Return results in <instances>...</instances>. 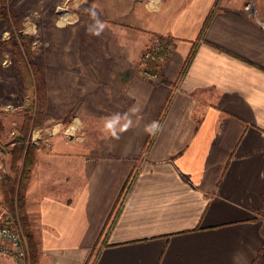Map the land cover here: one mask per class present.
Returning a JSON list of instances; mask_svg holds the SVG:
<instances>
[{"label": "crops", "instance_id": "1", "mask_svg": "<svg viewBox=\"0 0 264 264\" xmlns=\"http://www.w3.org/2000/svg\"><path fill=\"white\" fill-rule=\"evenodd\" d=\"M87 6L97 21L61 24L67 116L33 136L37 264H264V0ZM158 37L174 49L152 82L141 56Z\"/></svg>", "mask_w": 264, "mask_h": 264}, {"label": "rangeland", "instance_id": "2", "mask_svg": "<svg viewBox=\"0 0 264 264\" xmlns=\"http://www.w3.org/2000/svg\"><path fill=\"white\" fill-rule=\"evenodd\" d=\"M89 1L0 0V42H7L0 49V202L9 209L10 215V207L4 203L1 183L5 176L12 174L14 142L27 124L30 128L28 142L34 144L36 131L54 127L51 123L64 113L60 108L61 24L67 20L97 21L98 16L87 6ZM254 3L249 4L253 13ZM19 35L29 38L30 58L21 55L14 45L13 40ZM48 84L50 92L47 93ZM40 106L44 107L42 114L36 110ZM64 111L66 115L67 110ZM75 113L76 110H70L65 120ZM47 119L52 121L46 124ZM11 219L27 243L24 228L14 221L12 215Z\"/></svg>", "mask_w": 264, "mask_h": 264}, {"label": "trees", "instance_id": "3", "mask_svg": "<svg viewBox=\"0 0 264 264\" xmlns=\"http://www.w3.org/2000/svg\"><path fill=\"white\" fill-rule=\"evenodd\" d=\"M162 40L164 39L162 38ZM13 42L14 45L19 48V52L21 55L27 56L28 58L31 57L32 52L31 47L29 45L30 41L27 36L19 35L16 39L13 40ZM6 43L7 42H0V49ZM22 47H24V49ZM194 53L195 51H192V53L190 54L185 65L184 72L190 64ZM34 108H36L35 104ZM167 108L168 106H166L165 111L167 110ZM36 110H38L39 114H42L44 111V107L40 106ZM29 129L26 124L24 130H22V132L19 134L18 138L14 142V148L12 150V155L14 158L12 174L4 177L1 183V188L4 203H6L10 207L12 218L14 219V221H18L25 230V235L27 239L26 246L29 253L28 257H30L29 260L31 261V264H37L39 257V246L37 241L35 240L33 233L31 232L30 223L25 208V192L27 189L28 182L30 181L32 171L37 163V146L35 144H30L27 138ZM155 133L156 131L152 133V137H150V139L148 140L149 144H151ZM134 175L135 174H132L126 181L119 196L118 203L122 202V200L125 198L127 192L126 190L129 189L132 182L135 180ZM108 232L109 231H106V233L104 234V238L108 235ZM97 256L98 251L95 250L93 252L94 259Z\"/></svg>", "mask_w": 264, "mask_h": 264}, {"label": "built area", "instance_id": "4", "mask_svg": "<svg viewBox=\"0 0 264 264\" xmlns=\"http://www.w3.org/2000/svg\"><path fill=\"white\" fill-rule=\"evenodd\" d=\"M247 9L253 13V8L249 5ZM173 49L171 42L156 38L141 56V75L149 81H159V71ZM13 223L9 209L0 202V257L11 259L13 264H30L24 237Z\"/></svg>", "mask_w": 264, "mask_h": 264}, {"label": "clouds", "instance_id": "5", "mask_svg": "<svg viewBox=\"0 0 264 264\" xmlns=\"http://www.w3.org/2000/svg\"><path fill=\"white\" fill-rule=\"evenodd\" d=\"M98 23H99V21H98ZM102 27H103V25H101V29H102ZM93 34L94 35H99L100 32L96 31ZM118 122H119V117L118 116H114V117H110V118L106 119L105 128L107 130H109L113 136H116L115 127L118 124ZM157 128H158V124L154 122V123L148 125L146 127L145 131L150 132V133H154Z\"/></svg>", "mask_w": 264, "mask_h": 264}]
</instances>
